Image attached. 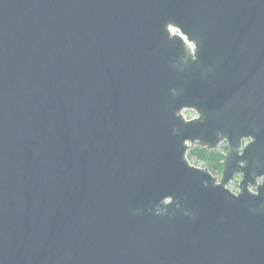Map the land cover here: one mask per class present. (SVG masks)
I'll use <instances>...</instances> for the list:
<instances>
[{"label":"water","instance_id":"obj_1","mask_svg":"<svg viewBox=\"0 0 264 264\" xmlns=\"http://www.w3.org/2000/svg\"><path fill=\"white\" fill-rule=\"evenodd\" d=\"M0 264H264V0H0Z\"/></svg>","mask_w":264,"mask_h":264},{"label":"trees","instance_id":"obj_2","mask_svg":"<svg viewBox=\"0 0 264 264\" xmlns=\"http://www.w3.org/2000/svg\"><path fill=\"white\" fill-rule=\"evenodd\" d=\"M227 149V147H224ZM224 153L220 150L207 151L204 148L195 147L188 152V158H197L204 161L205 166L211 173L222 167Z\"/></svg>","mask_w":264,"mask_h":264},{"label":"rangeland","instance_id":"obj_3","mask_svg":"<svg viewBox=\"0 0 264 264\" xmlns=\"http://www.w3.org/2000/svg\"><path fill=\"white\" fill-rule=\"evenodd\" d=\"M184 114H185L186 118H191V117L195 116L194 112L190 111V110L184 111ZM224 147H227L226 144L221 143L217 150H220L223 153H225L227 149H224ZM189 160H190L191 164H193L195 166H198V167H204L205 166L204 161L201 159L191 158ZM221 170H222V167L219 169H215L212 174L219 176L221 173ZM239 180H240V176H235V180L229 183L228 188L233 192H237Z\"/></svg>","mask_w":264,"mask_h":264}]
</instances>
